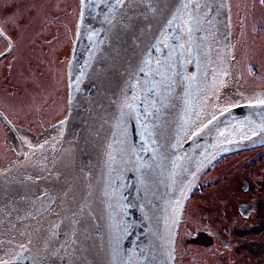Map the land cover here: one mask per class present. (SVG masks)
<instances>
[{"label":"water","instance_id":"water-1","mask_svg":"<svg viewBox=\"0 0 264 264\" xmlns=\"http://www.w3.org/2000/svg\"><path fill=\"white\" fill-rule=\"evenodd\" d=\"M233 61L230 0H79L63 117L33 134L0 107V264H175L205 172L264 147Z\"/></svg>","mask_w":264,"mask_h":264},{"label":"rangeland","instance_id":"rangeland-1","mask_svg":"<svg viewBox=\"0 0 264 264\" xmlns=\"http://www.w3.org/2000/svg\"><path fill=\"white\" fill-rule=\"evenodd\" d=\"M230 7L236 88L264 89V0H230ZM78 14L79 0H0V25L14 43L0 61V107L33 134L66 112V69ZM6 48L0 37V54ZM13 154L0 121V162Z\"/></svg>","mask_w":264,"mask_h":264},{"label":"flooded vegetation","instance_id":"flooded-vegetation-1","mask_svg":"<svg viewBox=\"0 0 264 264\" xmlns=\"http://www.w3.org/2000/svg\"><path fill=\"white\" fill-rule=\"evenodd\" d=\"M175 264H264V147L205 172L186 204Z\"/></svg>","mask_w":264,"mask_h":264},{"label":"bare ground","instance_id":"bare-ground-1","mask_svg":"<svg viewBox=\"0 0 264 264\" xmlns=\"http://www.w3.org/2000/svg\"><path fill=\"white\" fill-rule=\"evenodd\" d=\"M14 50V49H13Z\"/></svg>","mask_w":264,"mask_h":264}]
</instances>
